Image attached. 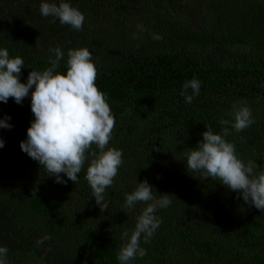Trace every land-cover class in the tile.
Returning <instances> with one entry per match:
<instances>
[{"label":"trees","instance_id":"obj_1","mask_svg":"<svg viewBox=\"0 0 264 264\" xmlns=\"http://www.w3.org/2000/svg\"><path fill=\"white\" fill-rule=\"evenodd\" d=\"M69 2L85 16L82 30L42 16L40 0H0V47L24 60L21 82L51 66L50 49L64 51L57 69L64 72L67 51L88 48L115 117L107 147L122 150L123 164L101 211L85 178L96 145L77 183H54L20 149L34 118L30 99L0 102V118L13 125L0 128V245L8 264H120L121 234L146 206L125 207L136 180H147L157 197L170 194L171 204L157 210L162 223L148 243L141 238L146 255L130 264H264V211L218 179L187 171L185 155L203 131L220 133L234 104L246 103L254 123L226 139L241 160L264 169V0ZM193 78L201 90L187 104L180 91Z\"/></svg>","mask_w":264,"mask_h":264},{"label":"clouds","instance_id":"obj_2","mask_svg":"<svg viewBox=\"0 0 264 264\" xmlns=\"http://www.w3.org/2000/svg\"><path fill=\"white\" fill-rule=\"evenodd\" d=\"M39 12L75 30H82L85 22L84 14L69 0H40ZM49 51L54 53L51 66L42 71L32 69L26 82H21L24 60L19 56L11 57L7 48L0 47V102L6 104L11 97L15 103L22 104L25 98L30 99L34 118L26 129V139L20 141V149L37 161L54 183L67 184L69 180L77 183L78 174L88 159L86 152L96 145L98 151H91L85 178L96 204L105 211L108 207L106 189L113 184L123 164L122 150L107 147L115 117L105 94L95 83L97 67L89 49H69L64 72L57 70L65 57L62 48ZM200 90L201 82L193 78L183 83L180 95L185 103L191 104ZM231 115L232 120L220 121L223 125L220 133L210 128L202 132L196 147L185 154L186 170L199 172L205 179H218L237 194V199L242 198L246 204L264 211V169L257 172L260 165L255 161L241 160L235 144L226 139L232 130L242 132L254 123L251 109L246 103L234 104ZM10 119L8 115L0 118V128L11 129ZM4 145L5 141L0 138V149ZM153 189L147 180H136V188L126 194L125 207L128 209H134L139 202L146 206L137 217L134 229H126L121 234L122 244L117 254L120 264H130L137 256L146 255L141 238L144 243L149 242L162 223L156 215L157 210L171 204L170 194L162 193L157 197ZM42 242L37 241L38 244ZM8 253L9 249L0 245V264H8Z\"/></svg>","mask_w":264,"mask_h":264}]
</instances>
